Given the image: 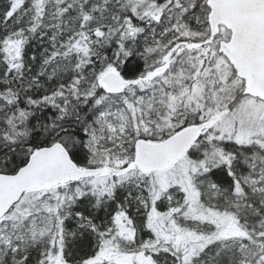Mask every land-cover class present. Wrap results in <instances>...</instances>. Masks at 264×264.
Wrapping results in <instances>:
<instances>
[{
    "label": "snow or ice",
    "instance_id": "obj_1",
    "mask_svg": "<svg viewBox=\"0 0 264 264\" xmlns=\"http://www.w3.org/2000/svg\"><path fill=\"white\" fill-rule=\"evenodd\" d=\"M0 264H264V0H0Z\"/></svg>",
    "mask_w": 264,
    "mask_h": 264
}]
</instances>
